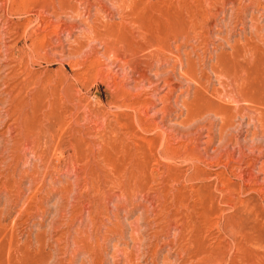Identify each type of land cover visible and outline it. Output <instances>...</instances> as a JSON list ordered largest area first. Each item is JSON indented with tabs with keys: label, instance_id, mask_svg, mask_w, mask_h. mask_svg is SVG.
I'll use <instances>...</instances> for the list:
<instances>
[{
	"label": "rangeland",
	"instance_id": "1",
	"mask_svg": "<svg viewBox=\"0 0 264 264\" xmlns=\"http://www.w3.org/2000/svg\"><path fill=\"white\" fill-rule=\"evenodd\" d=\"M0 264H264V0H0Z\"/></svg>",
	"mask_w": 264,
	"mask_h": 264
},
{
	"label": "bare ground",
	"instance_id": "2",
	"mask_svg": "<svg viewBox=\"0 0 264 264\" xmlns=\"http://www.w3.org/2000/svg\"><path fill=\"white\" fill-rule=\"evenodd\" d=\"M91 47V46H90Z\"/></svg>",
	"mask_w": 264,
	"mask_h": 264
}]
</instances>
